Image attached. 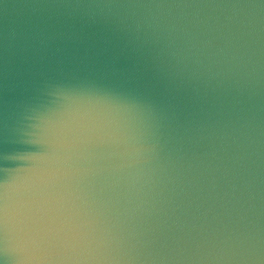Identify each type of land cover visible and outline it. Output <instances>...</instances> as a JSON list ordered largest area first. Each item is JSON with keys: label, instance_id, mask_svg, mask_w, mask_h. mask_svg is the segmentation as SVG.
Wrapping results in <instances>:
<instances>
[{"label": "water", "instance_id": "1", "mask_svg": "<svg viewBox=\"0 0 264 264\" xmlns=\"http://www.w3.org/2000/svg\"><path fill=\"white\" fill-rule=\"evenodd\" d=\"M0 264H264V0H0Z\"/></svg>", "mask_w": 264, "mask_h": 264}]
</instances>
